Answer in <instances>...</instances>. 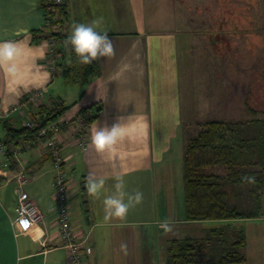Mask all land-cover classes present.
Masks as SVG:
<instances>
[{
  "label": "crops",
  "instance_id": "1",
  "mask_svg": "<svg viewBox=\"0 0 264 264\" xmlns=\"http://www.w3.org/2000/svg\"><path fill=\"white\" fill-rule=\"evenodd\" d=\"M206 1L64 0L57 14L59 22L49 29L42 0H0V44L11 41L19 49L12 61L0 63V142L7 139V126L19 129L29 115H44L46 109L69 107L67 112L74 113L89 106L87 115L93 116L86 124L82 121L81 131L77 130L78 121L71 117L57 133L68 179L72 228L77 238H84L91 248L85 255L87 264H175L169 253L170 241L192 236L165 233L160 222L167 219L176 226L200 221L220 226L225 222L185 217L183 154L180 162L173 153L179 131L187 133L181 124L196 125L192 134H184L186 144L198 130L197 124L208 120L256 116L264 120V105L257 115L248 110L249 117L228 112L232 106L236 108L239 89L247 92L248 86H254L255 74L250 75L253 69L238 71L237 38L231 41L228 37L229 47L223 54L218 40L205 39V28L217 29L222 24L239 27L237 22L218 20L223 9L221 1L220 5L219 0ZM199 3L205 6L199 8ZM73 9L77 12L73 13ZM211 9L214 18L205 24L203 20ZM100 17L103 21L97 31H108L115 43V56L98 61L97 72L86 82L68 83L61 72L69 55L65 40L73 24H90ZM240 27L247 29L249 25L243 22ZM49 31L59 32L58 37L52 35L55 71L47 62ZM255 44L249 40L245 52L254 53ZM242 58L244 64L254 65L253 58ZM195 63L199 101L205 113L193 121L187 108L190 94L186 92L194 77ZM261 63L264 66L263 55ZM9 67L13 71L9 72ZM262 74L264 93L263 67ZM242 85L247 87L242 89ZM37 88L43 89L37 103L13 109ZM118 122L125 124L122 141L111 152L97 153L90 143L94 127H110ZM81 136L86 139L84 146L79 143ZM24 138L22 134L3 143L5 153L0 152V264H69L58 233L49 153L39 140L18 149ZM181 164L182 185L174 186ZM90 173L97 178L107 177L99 199L86 191ZM117 175L123 177L127 192L143 193V202L131 208L126 218L105 221L102 200L115 191ZM19 185L40 212L37 223L26 230L14 219ZM240 221L245 222L244 227ZM229 222L244 230L243 264H264V212L258 217ZM173 230L179 232L176 227ZM161 236L166 244L164 251L157 242ZM122 243L128 246L126 255L120 248Z\"/></svg>",
  "mask_w": 264,
  "mask_h": 264
},
{
  "label": "trees",
  "instance_id": "2",
  "mask_svg": "<svg viewBox=\"0 0 264 264\" xmlns=\"http://www.w3.org/2000/svg\"><path fill=\"white\" fill-rule=\"evenodd\" d=\"M46 25L51 29L59 21L57 6L42 0ZM51 33V31H49ZM98 61L88 65L78 62L69 45L68 62L62 75L68 83H84L95 74ZM89 106L79 109L77 117L84 124L93 116L86 115ZM69 107L45 110L38 121L44 125L55 120ZM257 115L261 110L249 107ZM183 152L184 212L188 220H224L220 226L204 230L201 238L172 239L169 253L175 264H243L246 237L244 230L229 221L258 217L264 212V120H208L197 124ZM8 143L16 136L32 135L35 129L7 126ZM254 175L255 184H242L241 177Z\"/></svg>",
  "mask_w": 264,
  "mask_h": 264
},
{
  "label": "rangeland",
  "instance_id": "3",
  "mask_svg": "<svg viewBox=\"0 0 264 264\" xmlns=\"http://www.w3.org/2000/svg\"><path fill=\"white\" fill-rule=\"evenodd\" d=\"M210 1L213 2V0H207L206 2L210 3ZM220 1H221L223 9H222V14L220 13L221 17L218 20L222 22H232V23L237 22L239 27L234 26L230 28V25L222 24V26L217 29L205 28V31H204L206 34L205 39L214 38L218 40V43H219L218 46L221 47L222 54H223L226 48L229 47L228 37L231 36L232 38L231 41L237 38L236 39L237 54L239 56L238 71L241 70L244 73L246 69L247 70L253 69V72L251 71L250 75L255 74V77H254L255 81H254L253 87L248 86L249 91L245 92L243 90L242 92L239 89V92H238L239 101L236 103V108H234L235 106H232V108H230V111L228 112L233 113V114L238 113L241 117L242 116L249 117L251 116V113L247 112L249 107H253V108L261 110L263 109V105H264V102H263L264 93L262 92V88H261V83L263 79L262 67L264 69V66H262L263 63H261L262 55L264 58V43L262 44V42H264V0H219L218 5H220ZM228 5L230 7L229 9H228ZM198 6L199 8L200 7L203 8L205 5L201 6V4L199 3ZM207 10L208 8L205 7V11ZM75 12H77L76 9H73V13ZM212 12L213 11L211 9L210 12L206 13L207 17L204 18L203 20L205 24H207L208 20H210L211 18H214V14ZM228 15L229 17H226ZM217 16L219 17V14ZM243 22H244V26L249 25L247 29L240 27L241 25H243ZM215 32L216 33L219 32V34L217 33L216 35H214L213 33ZM51 34L53 36L55 35L56 37L59 36V32H53ZM252 39L256 42V44L254 45L255 46L254 53L253 52L246 53L245 51H248L247 49H249V40H252ZM262 45H263V50H262ZM227 52H229V49H227ZM243 56L248 57V58L250 57L253 58L254 65L244 64L245 58H242ZM226 66L228 67L229 65L226 64ZM191 68H193L192 65H191ZM194 68H195L194 77L193 75L191 76V83H190L188 92H186L190 94L189 101L187 103V108L190 110V113H191L190 115L194 117L193 121L195 119L197 120L198 118L202 117V115H204L205 113L204 109H202V107L200 106V101H199L200 92H199V85H198V79H197L196 63L194 65ZM245 87L247 86L242 85L240 88L244 89ZM196 99H197V103H196ZM81 108H84V107L82 106ZM79 109L76 112H74L73 121L77 122L78 120L77 112L79 111ZM206 111L208 112V110ZM87 113L88 112H85L86 115ZM206 114L208 115V113ZM184 121L186 120L183 119L182 122ZM195 126L196 125H193V124L189 125L187 122L181 124V128L183 129L185 128L187 130V133H190V134H192L191 129H193ZM82 128H83L82 121L79 120L77 129H82ZM187 133H184L183 130L179 131L178 142H177V145L174 146V150H173V153H175L174 158L178 157L180 159V162H182V154H183V149H184V144H185V139H183V136L184 134L187 135ZM175 174H176L175 176L176 183H174V186L182 185L181 183L182 164L179 170ZM82 192L83 191H80L81 195H82ZM82 199H83V196H81V200ZM237 220H240V219H237ZM239 223L242 224V226L244 227V223H245L244 221H240ZM248 223L249 222H246L245 225L247 226ZM212 225L217 226L218 224L216 223L214 224L206 223L205 224L203 223V221H200L198 223L194 222V223L178 225V226H176V224H173V227H176L177 231H179V232H175L174 235L178 236V234H180L181 237L189 235L192 237L201 238L204 235V231L200 230V227L204 228L205 230L206 228H209ZM157 242L159 243V246H162V250L164 251L166 244L164 243L162 236L157 239ZM160 253L162 254V252ZM165 255L168 256L167 254ZM161 262L159 263L162 264ZM245 264H248V263H245ZM249 264H250V261H249Z\"/></svg>",
  "mask_w": 264,
  "mask_h": 264
},
{
  "label": "clouds",
  "instance_id": "4",
  "mask_svg": "<svg viewBox=\"0 0 264 264\" xmlns=\"http://www.w3.org/2000/svg\"><path fill=\"white\" fill-rule=\"evenodd\" d=\"M103 18H97L90 24L78 23L73 24L72 30L68 38L65 40V45H70L73 49L78 62L82 65H88L94 61L101 59H111L115 56V43L109 38L108 31H97V28L102 23ZM18 47L14 42L6 41L0 44V63L5 61H12L18 54ZM9 72L13 71V67H9ZM125 124L115 123L112 126L94 127L91 135V145L95 147L97 153L111 152L115 150L116 146L123 139V131ZM115 191L111 195L104 196L102 200L104 220L109 221L113 218L124 219L127 217L129 210L143 202V193L139 190H134L129 193L125 190L126 185L123 177L117 175L114 177ZM107 177H96L95 174L90 173L85 181L87 193L99 199L105 191V184ZM256 178L254 175H244L241 177L242 184H255ZM125 197L127 199H125ZM174 221L165 219L160 222L159 227L165 233H173ZM127 244L120 245L121 250L127 254Z\"/></svg>",
  "mask_w": 264,
  "mask_h": 264
},
{
  "label": "built area",
  "instance_id": "5",
  "mask_svg": "<svg viewBox=\"0 0 264 264\" xmlns=\"http://www.w3.org/2000/svg\"><path fill=\"white\" fill-rule=\"evenodd\" d=\"M57 6L64 4V0H46ZM48 46L46 50L47 62L52 71L57 70L56 65V53L54 51L55 41L51 33H48ZM43 95V89L37 88L29 91L22 101L13 106V109L21 106L32 105L37 103ZM68 110V109H67ZM64 111L60 117L55 120L49 121L44 125H39L38 121L41 119V115L34 114L29 115L24 126L29 129H35L32 135L24 138L18 149L31 146L35 141H42L45 145L53 167V197L55 201V214L58 223V233L62 241V246L66 249L67 262L69 264H87L85 261V255L90 253L91 248L86 244L84 238L78 239L76 232L72 228L70 217V206L68 202V179L67 173L64 168V159L61 154L60 141L57 137V133L61 125L71 117L74 113ZM78 120H81L77 117ZM79 128V127H78ZM81 131V129H77ZM86 139L84 136L80 137L79 143L84 146ZM0 152L5 153V148L2 142H0ZM6 165V163H4ZM15 221L19 224L20 228L26 230L35 225L40 218V212L35 202L24 192L20 185L17 187V202L14 207Z\"/></svg>",
  "mask_w": 264,
  "mask_h": 264
}]
</instances>
